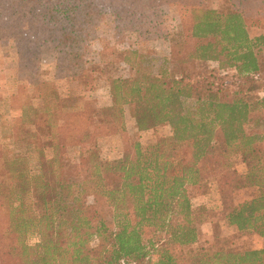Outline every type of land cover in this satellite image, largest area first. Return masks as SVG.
Listing matches in <instances>:
<instances>
[{
	"label": "trees",
	"instance_id": "1",
	"mask_svg": "<svg viewBox=\"0 0 264 264\" xmlns=\"http://www.w3.org/2000/svg\"><path fill=\"white\" fill-rule=\"evenodd\" d=\"M105 1L112 8L115 0H0V29L17 41L20 34L26 38L22 42L32 49L26 63L39 60L37 51L49 43L57 63L63 62L80 51H71L69 34L74 31L78 44L74 33L93 30L90 18ZM232 3L229 12L197 9L182 18L180 32L158 36L171 50L162 72L111 81V106L96 129L108 135L116 128L111 134L123 135L122 106H128L138 131L168 128L170 136L150 149L134 143L131 155L104 161L90 136L95 131L83 134L76 124L82 116L52 91L53 106L66 117L49 124L33 116L39 129L24 139L50 142L52 158L37 151L40 173L30 176L23 159L0 151V264H187L183 249L197 243L205 224L192 205L204 171L218 190L255 189L226 220L239 233L264 240L263 119L245 97L248 82L264 69V0ZM196 61L232 70L243 83L233 92L191 83L185 74ZM256 105L264 108V97ZM69 150L88 161L86 177L65 162ZM236 158L244 172L226 183L224 173L234 169ZM192 257L195 264H264V249L196 251Z\"/></svg>",
	"mask_w": 264,
	"mask_h": 264
},
{
	"label": "rangeland",
	"instance_id": "2",
	"mask_svg": "<svg viewBox=\"0 0 264 264\" xmlns=\"http://www.w3.org/2000/svg\"><path fill=\"white\" fill-rule=\"evenodd\" d=\"M127 3L131 4L130 7ZM103 4L106 6L90 18L93 30L83 28L80 37L74 33L78 44L72 40L74 31L69 34L71 51H80L76 52L75 57L72 52L63 62L57 63L55 44L49 43L37 51L41 52L39 60L26 63L32 58L31 46L22 42L26 38L20 34L22 38L19 37V42L0 29V151L8 157L23 159V167L30 176L38 175L43 166L37 152L39 147L45 158H52L50 142L43 139L30 143L24 141L26 135L39 129L31 124L33 116H40V120L48 121L49 124L50 119L53 122L62 115L66 117V112L58 105L57 108L53 106L52 91L58 93L66 107L82 116L76 124L83 134L95 131L90 136L97 138L99 155L104 161L113 162L131 155L134 143L147 150L156 146L161 138L169 137L170 132L163 125L138 131L128 106H122L123 135L111 134L115 133L116 128L112 132L109 130L108 135L102 132L103 128L97 130L96 124L103 119V110L111 106V81L141 79L168 67L170 44L158 36H162L165 31L180 32L182 18L190 16L193 11L229 12L234 9L232 0H115L112 8H109L107 1ZM17 9L27 10L28 7L18 6ZM12 10L16 11L14 7L9 8L8 16ZM55 11L54 16H60L58 9ZM262 55L264 58V48ZM185 77L191 83H202L206 88L232 92L236 85L243 83L235 77L234 71H219L216 65L199 61L194 63ZM247 88L250 91L245 97L251 99V110H255L254 113L263 119L259 131L264 132V108L256 105L257 99L264 97V69L257 81L248 82ZM90 143L93 144L92 140ZM236 159L234 169L224 173L226 183L244 172L241 160ZM64 160L70 167H79L82 177L88 175V161L73 151L69 150ZM215 182L210 172L204 171L201 184L194 190L192 205L205 224L197 243L183 249L188 254L187 264L196 263L192 257L196 251L211 253L219 249L240 252L264 249V240L256 233H239L226 220V215L235 207L256 195L255 189L231 186L227 190H218Z\"/></svg>",
	"mask_w": 264,
	"mask_h": 264
}]
</instances>
